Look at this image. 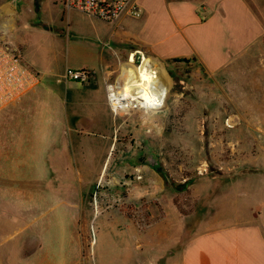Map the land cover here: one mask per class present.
I'll use <instances>...</instances> for the list:
<instances>
[{
	"label": "rangeland",
	"instance_id": "obj_1",
	"mask_svg": "<svg viewBox=\"0 0 264 264\" xmlns=\"http://www.w3.org/2000/svg\"><path fill=\"white\" fill-rule=\"evenodd\" d=\"M14 2L16 25L6 32L18 46L27 43L23 54L43 78L56 80L73 38L70 31L58 35L68 22L57 28L38 0ZM5 26L0 22L2 31ZM116 53L104 79L106 93L132 57L135 64L153 58L134 46ZM157 63L170 88L156 113L130 108L120 117L107 98L104 106L84 110V102H65L60 85L59 114L71 127L70 137L64 142L56 134L44 146L67 148L68 158H56L57 168L45 174L0 175V264H123L127 253L134 264V237L165 226L157 221L168 206L184 216L189 230L204 225L214 195L252 168L246 163L251 156L261 157L264 143L252 141L257 112L246 109L260 78L208 75L191 60Z\"/></svg>",
	"mask_w": 264,
	"mask_h": 264
},
{
	"label": "crops",
	"instance_id": "obj_2",
	"mask_svg": "<svg viewBox=\"0 0 264 264\" xmlns=\"http://www.w3.org/2000/svg\"><path fill=\"white\" fill-rule=\"evenodd\" d=\"M29 1L32 4L33 0ZM137 3L142 10L140 16H122L106 23L74 10L58 11L53 0H38L39 10L49 13L57 28L68 22V30L64 33L61 28L58 33L66 36L70 31L73 37L66 44L64 68L90 70V80L94 78L96 85L89 87L90 81L83 84L84 88H77L75 82L58 83L42 76L35 89L0 108V175L45 174L57 168L56 158H68L67 148L50 151L44 146L45 142H54V136L64 142L70 137L71 127L59 114L60 85L67 96L65 102H84V110L104 106V79L114 67L113 57L129 46L162 63L194 61L208 75L228 72L251 80L260 78L258 87L254 81L249 83L255 84L259 95L253 92L246 109L257 112L251 124L255 134L252 141L264 143V0ZM16 19L14 0L0 1L4 32L16 25ZM59 41L53 40L54 45ZM26 45L21 42L22 52ZM261 149V157L251 156L246 161L251 163L250 170L239 173L227 192L214 195L213 210L201 222L204 225L189 230L184 216L172 204L168 206L166 215L157 221L166 222L165 226L134 237V264H264V147ZM130 257L123 254V264H130Z\"/></svg>",
	"mask_w": 264,
	"mask_h": 264
},
{
	"label": "built area",
	"instance_id": "obj_3",
	"mask_svg": "<svg viewBox=\"0 0 264 264\" xmlns=\"http://www.w3.org/2000/svg\"><path fill=\"white\" fill-rule=\"evenodd\" d=\"M64 11H77L90 19L106 23L116 22L122 16L138 17L142 10L137 0H56ZM92 72L88 69L64 68L56 78L58 83L86 84ZM42 75L26 60L20 46L0 29V108L18 100L35 89ZM111 86V85H108ZM107 87V99L111 106Z\"/></svg>",
	"mask_w": 264,
	"mask_h": 264
},
{
	"label": "bare ground",
	"instance_id": "obj_4",
	"mask_svg": "<svg viewBox=\"0 0 264 264\" xmlns=\"http://www.w3.org/2000/svg\"><path fill=\"white\" fill-rule=\"evenodd\" d=\"M131 60L122 66L115 85L108 86L113 111L120 117L129 115L130 108L160 111L169 97L167 74L154 59H143L139 64L133 57Z\"/></svg>",
	"mask_w": 264,
	"mask_h": 264
},
{
	"label": "water",
	"instance_id": "obj_5",
	"mask_svg": "<svg viewBox=\"0 0 264 264\" xmlns=\"http://www.w3.org/2000/svg\"><path fill=\"white\" fill-rule=\"evenodd\" d=\"M152 59H154L155 61H157V62H158V60H156L155 58H152Z\"/></svg>",
	"mask_w": 264,
	"mask_h": 264
},
{
	"label": "trees",
	"instance_id": "obj_6",
	"mask_svg": "<svg viewBox=\"0 0 264 264\" xmlns=\"http://www.w3.org/2000/svg\"><path fill=\"white\" fill-rule=\"evenodd\" d=\"M180 189V188H179Z\"/></svg>",
	"mask_w": 264,
	"mask_h": 264
}]
</instances>
